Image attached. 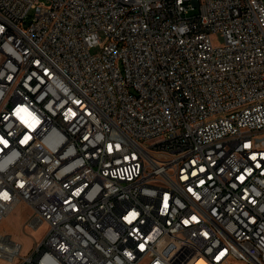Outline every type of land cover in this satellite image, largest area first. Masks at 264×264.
Segmentation results:
<instances>
[{"label": "built area", "instance_id": "1", "mask_svg": "<svg viewBox=\"0 0 264 264\" xmlns=\"http://www.w3.org/2000/svg\"><path fill=\"white\" fill-rule=\"evenodd\" d=\"M20 202L47 228L0 233L13 264H264V0H0Z\"/></svg>", "mask_w": 264, "mask_h": 264}, {"label": "rangeland", "instance_id": "2", "mask_svg": "<svg viewBox=\"0 0 264 264\" xmlns=\"http://www.w3.org/2000/svg\"><path fill=\"white\" fill-rule=\"evenodd\" d=\"M92 53H96L99 51V47H93L91 49ZM32 211L29 206L25 202H20L16 208L10 212L7 216H5L2 220H0V233L10 234L13 240H16L22 244V253H29L34 244L35 240H40L45 231L46 224L41 225L39 228L34 229L29 225V220L31 218ZM190 249V248H189ZM187 247L184 249L185 251L190 252ZM180 250L174 252L173 260H175L176 256ZM181 256V255H180ZM151 259L146 258L141 261L140 264H148ZM176 261V260H175ZM178 264H188V261H183ZM197 264H204L203 261H198ZM222 264H254L250 262H245L239 260L235 257L230 256L228 260Z\"/></svg>", "mask_w": 264, "mask_h": 264}, {"label": "crops", "instance_id": "3", "mask_svg": "<svg viewBox=\"0 0 264 264\" xmlns=\"http://www.w3.org/2000/svg\"><path fill=\"white\" fill-rule=\"evenodd\" d=\"M0 264H13L11 261L0 257Z\"/></svg>", "mask_w": 264, "mask_h": 264}, {"label": "bare ground", "instance_id": "4", "mask_svg": "<svg viewBox=\"0 0 264 264\" xmlns=\"http://www.w3.org/2000/svg\"><path fill=\"white\" fill-rule=\"evenodd\" d=\"M9 250H10V251H13V248H12V247H9Z\"/></svg>", "mask_w": 264, "mask_h": 264}]
</instances>
